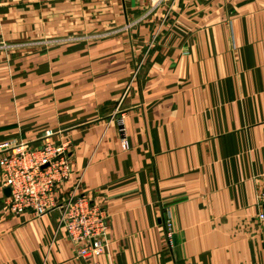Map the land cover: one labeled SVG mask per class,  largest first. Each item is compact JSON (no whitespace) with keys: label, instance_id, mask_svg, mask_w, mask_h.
<instances>
[{"label":"crops","instance_id":"0c3cea01","mask_svg":"<svg viewBox=\"0 0 264 264\" xmlns=\"http://www.w3.org/2000/svg\"><path fill=\"white\" fill-rule=\"evenodd\" d=\"M151 3L0 0V141L60 132L61 195L80 177L109 215L103 254L78 257L0 177V264H264V0ZM70 33L98 39L19 45Z\"/></svg>","mask_w":264,"mask_h":264},{"label":"built area","instance_id":"2783aa9c","mask_svg":"<svg viewBox=\"0 0 264 264\" xmlns=\"http://www.w3.org/2000/svg\"><path fill=\"white\" fill-rule=\"evenodd\" d=\"M174 0H151L152 8ZM169 6V7H170ZM118 129L123 134L121 147L128 142L122 116L117 118ZM60 132L46 128L38 140L9 139L0 141L1 186L9 188L6 208L14 214L30 212L33 217L58 213L56 232L64 234L75 245L78 257L90 258L103 254L108 240V212L102 201L80 190V177L74 180L70 190L61 195L60 188L72 174V144ZM35 141L40 143L35 144ZM263 210L257 215L264 221ZM167 241L171 236V216L166 211L163 218Z\"/></svg>","mask_w":264,"mask_h":264},{"label":"rangeland","instance_id":"374dc122","mask_svg":"<svg viewBox=\"0 0 264 264\" xmlns=\"http://www.w3.org/2000/svg\"><path fill=\"white\" fill-rule=\"evenodd\" d=\"M167 2H164V3H167ZM164 3H162L161 5H164ZM161 5H159V6H161ZM167 5H169V4H167ZM159 6H157L155 8H158ZM151 8H152V6H151ZM155 8H152V9H155ZM127 26H126V28H127ZM100 36H103V34H99V37ZM97 39H98V36L95 34L94 35H85V34H79V33H70V35H63V36L61 35L59 37H46V38H43V39L40 38L39 40H34V41L27 40L24 43L19 44V45H22L23 47H27L30 49L31 48H37L38 50L40 49V51L44 52V51L50 49V47L59 46V44L73 45V44H76L79 42H85V41L90 42V41L97 40ZM11 47H14V46L10 45V44H6V45L0 44L1 49L7 48V50H9ZM8 74L10 75V72H8ZM12 100H14V98H12Z\"/></svg>","mask_w":264,"mask_h":264},{"label":"water","instance_id":"95a60500","mask_svg":"<svg viewBox=\"0 0 264 264\" xmlns=\"http://www.w3.org/2000/svg\"><path fill=\"white\" fill-rule=\"evenodd\" d=\"M4 191H5V194H6V195H9V193H10L9 188H5Z\"/></svg>","mask_w":264,"mask_h":264}]
</instances>
